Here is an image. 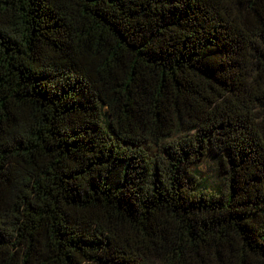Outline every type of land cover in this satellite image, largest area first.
<instances>
[{"label":"trees","instance_id":"obj_1","mask_svg":"<svg viewBox=\"0 0 264 264\" xmlns=\"http://www.w3.org/2000/svg\"><path fill=\"white\" fill-rule=\"evenodd\" d=\"M0 264H264V0H0Z\"/></svg>","mask_w":264,"mask_h":264},{"label":"rangeland","instance_id":"obj_2","mask_svg":"<svg viewBox=\"0 0 264 264\" xmlns=\"http://www.w3.org/2000/svg\"><path fill=\"white\" fill-rule=\"evenodd\" d=\"M201 169L209 175V182L217 183L220 181V174L214 159H209L205 164L201 165Z\"/></svg>","mask_w":264,"mask_h":264}]
</instances>
